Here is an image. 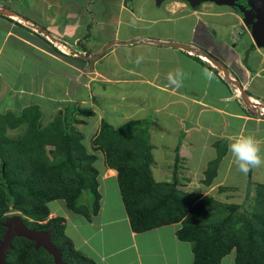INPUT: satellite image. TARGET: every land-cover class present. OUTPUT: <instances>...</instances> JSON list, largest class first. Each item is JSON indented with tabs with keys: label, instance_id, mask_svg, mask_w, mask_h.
<instances>
[{
	"label": "crops",
	"instance_id": "crops-1",
	"mask_svg": "<svg viewBox=\"0 0 264 264\" xmlns=\"http://www.w3.org/2000/svg\"><path fill=\"white\" fill-rule=\"evenodd\" d=\"M10 2L0 0L1 114L37 112L41 121H49L65 116L73 102L104 112L106 106L97 105L95 98L116 89L120 108L114 113L146 121L154 164L168 160L171 152L174 161L180 154L189 161L185 169L190 173L179 176L176 186L196 194L193 203L209 196L239 206L237 216L248 210L255 185H264V166L247 175L239 172L228 145L237 136L251 135L264 155V116L259 113L264 108V47H257L242 28L240 12L211 0L194 7L185 0H21L23 12ZM111 3L116 6L112 11ZM157 7L161 14L150 13ZM233 30L244 33L245 41ZM52 42L61 54L51 49ZM177 71L183 73L179 88L167 79ZM242 94L259 103L255 109L239 98ZM98 128L84 130L87 141ZM214 160L215 174L206 183L205 171ZM162 170L153 172L154 179L171 181L173 173L165 177ZM97 178L98 211L90 219L70 213L71 221H66L81 236L77 250L87 248L85 256L98 264H192L191 243L176 235L180 222L133 231L116 193V170L103 165ZM108 181L119 198L113 203L117 209L106 213ZM234 183L245 188L239 202L230 200L238 186ZM220 264H235L234 250Z\"/></svg>",
	"mask_w": 264,
	"mask_h": 264
},
{
	"label": "trees",
	"instance_id": "trees-1",
	"mask_svg": "<svg viewBox=\"0 0 264 264\" xmlns=\"http://www.w3.org/2000/svg\"><path fill=\"white\" fill-rule=\"evenodd\" d=\"M49 44L53 51L60 53L56 44ZM81 105L84 107L70 104L65 122H61L60 115L53 124L48 122L43 128L47 133L37 136L40 141L32 138L31 133H24L7 149L0 143V241L7 229L9 213L17 210L15 215L27 228L50 232L49 240L66 264H98L77 250L65 236L63 218H50L42 224L27 221L20 214L31 215L35 220L44 219L50 211L48 202L63 198L72 212L90 219L99 209V169L92 165L99 159V151L103 165L116 170L120 195L133 231L180 222L176 235L191 243L192 264H220L231 250H234L235 264H264L263 184L255 185L254 199L252 205L249 204L251 211L242 212L240 216H237L239 206L222 204L209 196L193 203L197 195L180 191L176 186V161L171 181L154 179L153 147L146 121L130 119L114 126L107 122L108 114L104 113L105 119L99 121V128L90 136V141L86 140L87 146L94 150L89 153L83 142L84 133L69 126L75 120L83 122L73 114L94 113L88 105ZM3 114L1 117L9 116L10 112ZM24 114H30L33 121L40 117L37 112ZM45 137L56 147L51 152L58 164L43 157L41 147ZM55 165L59 166V171L54 169ZM215 166L216 160L209 163L206 183L214 176ZM237 221L242 223L235 228ZM5 261L6 264H55L53 255L43 246L37 247L34 241L22 236L11 240Z\"/></svg>",
	"mask_w": 264,
	"mask_h": 264
},
{
	"label": "rangeland",
	"instance_id": "rangeland-1",
	"mask_svg": "<svg viewBox=\"0 0 264 264\" xmlns=\"http://www.w3.org/2000/svg\"><path fill=\"white\" fill-rule=\"evenodd\" d=\"M241 1L242 0H238L237 2L235 1L234 4H236V3L237 4L238 3L241 4L242 3ZM97 2L98 1H96V3ZM96 3H95V5H96ZM114 4L115 3H111V4L108 5V8L111 9V11L116 8V6ZM8 5L13 7V8H16L17 10H20L21 12H23V10H24V6H23L21 0H11V2ZM236 5L232 6V8L235 9ZM153 12H157V13L161 14V10L158 9V7L154 11L153 10L150 11V13H152V14H153ZM150 13H148V15H150ZM125 26H126L125 24L122 25V27H125ZM96 33L98 34V36H100V31H96ZM241 37H244L243 41H245L246 35L244 33L242 34ZM225 38H227V37H225ZM52 43H56V42H52ZM240 43L241 42L239 41V43L237 42L236 45L239 46ZM239 94H240V92H239ZM118 97H119L118 96V92L115 89L114 92L110 91L109 93L105 94V96H103V97H101V95H100L101 99L100 98H95V102H96L97 105L106 106L105 110L107 111V113L105 112V110H103L104 112H102L99 109V107L97 108V107H94L93 105H91V106L88 105L89 108H91L92 110L95 111L93 114H91V115H82V114L79 115L77 113L73 114L75 119H81L83 122H80V121L76 122V120L75 121L71 120L72 122L69 123V126H73V127H75L76 130L84 133L83 134V138H84L83 142L86 144L87 151L89 153H93L94 150L91 149L90 146H87L88 143H86V140H87L86 137H88V136L86 135L87 133H85L84 130L86 128H89V127L91 128V126H95L96 124H99V121L101 119L102 120L105 119L104 113L108 114L107 122L112 123L114 126H118V125L122 124L123 121H125L127 119H130L129 118L130 116L125 119L124 116L120 117L119 115L114 113V111H117V109L120 108L118 106ZM239 98H242V95H239ZM245 104L246 105L252 104V105H249L250 109H253V108L255 109L253 104L258 105L259 103L258 102L254 103L251 100H247V102ZM80 106L84 107L82 105H80ZM63 109L65 110V107ZM113 109H115V110H113ZM259 113H261L260 116H264V108H260ZM2 115H4V114H2ZM57 116L58 115H54L53 118L51 120H49V121H44V120L41 121L40 119L38 121H33V119L31 118L30 114L29 115L24 114V111H19L17 113L10 112L9 116H3V117H1V114H0V143H2L4 145V149H7L9 147V145L12 144L13 140L14 141H18L26 133L27 134L31 133L32 136H33L32 138H34L36 141H40V139L38 138L39 136L40 137L42 136L40 133H43V132L47 133L43 129L45 127V125H47L48 122H50V121H52L50 123L53 124L55 122V120H58ZM132 117H134L133 119H137L138 118L139 120H141L140 116L137 117V115H132ZM59 119L61 120V122H65V116H64L63 113L60 114ZM209 121H210V119H209ZM211 121H213V119H211ZM35 123H36V126H35ZM144 125L146 127V124H144ZM213 125H216V123H213ZM214 128H216V127H214ZM204 129H206V128H204ZM44 141L45 142L42 144V147H41L42 150H43V157L46 158V156H47L48 161H53V163L58 164L56 162L57 160L55 161L54 156L52 155L53 153L51 152L52 149L56 148L55 145L52 144V142H50V141L47 142V137H45ZM192 148L195 149L196 147L193 145ZM10 149H12V146H10ZM97 152H98V155H99V159L97 161H94V163H92V165L98 167V169H101V167H103V159H102L101 153L99 151H97ZM171 155H172V152L169 154V159L164 161V162L162 161V162H158V163H155V164L152 163L151 164V166H152V169H151L152 170V174L159 167H162V169L164 170V172H162V173H165V177H169L172 174L173 170H174L175 161H176V165H177L176 169H175L176 174L178 175L177 178H179V176H181V175H187L188 172L190 173V171L186 170V169H188L189 161L187 162L186 159L184 161H182L180 159L181 154H180V156H175V161H174V158ZM153 167L156 168V169H154ZM164 167H166V169ZM54 169L59 171V166L55 165ZM255 169L256 170L260 169V167L255 168ZM61 171L62 170L60 169V172ZM259 172H261V170L257 171L255 175H257ZM170 179H171V177H170ZM97 180L99 181L98 178H97ZM180 180H181V177H180ZM195 180L198 182L197 179H195ZM252 180H253V177H252ZM100 181H101V179H100ZM111 185H113L112 181H108L105 184V195L106 196L104 198V203L105 204L107 203V206L106 205H104V206H106L105 207V211H107L106 213H109L110 210H116L117 209V207H113V203H115L117 201V198H119V196H117L116 193H120L119 191L115 193L111 189V187H110ZM235 185L237 186L238 184H235ZM243 185H244V183H243ZM244 190H245L244 186L242 187V186L238 185L237 188L234 190L233 196L231 197L233 199L230 198V200L235 201V202L236 201L239 202L242 199L243 195H244ZM235 192H239V194L235 193ZM251 195H253V193ZM213 196H215L217 198L220 197L221 199H225L224 197H222L221 193H214ZM250 205H252V204H250ZM48 207H49V210H50L49 214L44 219H41V220H35V219H33L31 217V215H27V214H24V213H21V212H20L21 213L20 215L23 216L27 221H36L37 223H42V224H45L47 221H50V218H55V217H58V218L61 217V218L64 219V221H71L69 214L70 213L72 214L74 212H72L67 207V205L65 203V200L63 198H59V199H56V200H53V201H49L48 202ZM246 207H249V208H247L248 209L247 211L250 212L251 211V207L249 205H247ZM241 208L243 209V207H241ZM15 211H17V210H15ZM15 211H12V212H15ZM12 212H10V213L12 214ZM240 213H242V212H240ZM241 223H242L241 221L235 222L234 223L235 224V228L239 227L241 225ZM64 231H65V236H67V237H69L71 239V242H72L74 247H76V245L81 242V236H79L77 233L73 232L74 231L73 227H72V225L69 222L66 223V227H65ZM16 239H18V238H16ZM86 249L87 248H84L82 250L80 249L81 250L80 252H82V254H84V255H87L88 251Z\"/></svg>",
	"mask_w": 264,
	"mask_h": 264
},
{
	"label": "water",
	"instance_id": "water-1",
	"mask_svg": "<svg viewBox=\"0 0 264 264\" xmlns=\"http://www.w3.org/2000/svg\"><path fill=\"white\" fill-rule=\"evenodd\" d=\"M192 7L196 6L202 0H186ZM214 3L225 4L230 7L236 5L235 1L238 0H211ZM241 4L235 6L236 11L241 14L242 28H246L249 31V35L252 37L257 47H264V0H242ZM241 25V26H242ZM242 33L239 32L241 36ZM172 46L181 47L187 49L186 45L181 43L172 42ZM102 49L97 55L100 56L103 53ZM202 54V53H201ZM212 60V59H210ZM242 98L245 96L242 94ZM246 99V98H245ZM247 100V99H246ZM247 102V101H246ZM6 231L0 241V264H6L5 254L10 248L11 240L15 236H22L35 242L36 246H43L48 252L53 255L55 264H66L60 255V251L53 246L49 240L50 232L34 230L27 228L22 220L16 215H10L6 222Z\"/></svg>",
	"mask_w": 264,
	"mask_h": 264
},
{
	"label": "clouds",
	"instance_id": "clouds-1",
	"mask_svg": "<svg viewBox=\"0 0 264 264\" xmlns=\"http://www.w3.org/2000/svg\"><path fill=\"white\" fill-rule=\"evenodd\" d=\"M240 30H236L238 34ZM141 59L142 57H139L137 63H139ZM205 72L206 75L209 77L211 76L206 70ZM167 79L169 83L176 88L183 86V73L181 71H177L175 75L169 73ZM228 151L233 158V163L237 170L245 175L252 169L264 166V155H261V145L251 135L237 136V138L228 145ZM9 215H15V213L12 212V214L9 213Z\"/></svg>",
	"mask_w": 264,
	"mask_h": 264
},
{
	"label": "built area",
	"instance_id": "built-area-1",
	"mask_svg": "<svg viewBox=\"0 0 264 264\" xmlns=\"http://www.w3.org/2000/svg\"><path fill=\"white\" fill-rule=\"evenodd\" d=\"M236 29V28H235ZM232 33H233V36H235L236 35V33H237V31H232Z\"/></svg>",
	"mask_w": 264,
	"mask_h": 264
}]
</instances>
